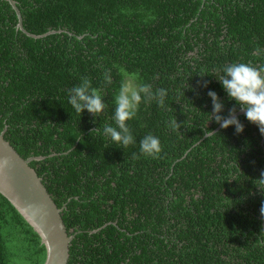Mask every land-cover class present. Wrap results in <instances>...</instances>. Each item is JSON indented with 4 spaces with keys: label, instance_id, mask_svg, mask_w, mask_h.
<instances>
[{
    "label": "trees",
    "instance_id": "obj_1",
    "mask_svg": "<svg viewBox=\"0 0 264 264\" xmlns=\"http://www.w3.org/2000/svg\"><path fill=\"white\" fill-rule=\"evenodd\" d=\"M16 1L29 32L62 31L31 37L0 0V132L24 158L44 157L31 165L76 234L69 264H264V134L245 114L242 134L209 122L208 96L219 94L227 116L236 105L216 69L264 65V0ZM121 70L167 91L163 107L141 103L128 121L136 143L126 149L103 136ZM82 77L105 99L98 117L68 103ZM148 134L161 141L153 157L140 152ZM46 258L0 192V264Z\"/></svg>",
    "mask_w": 264,
    "mask_h": 264
},
{
    "label": "clouds",
    "instance_id": "obj_2",
    "mask_svg": "<svg viewBox=\"0 0 264 264\" xmlns=\"http://www.w3.org/2000/svg\"><path fill=\"white\" fill-rule=\"evenodd\" d=\"M216 72L217 75L214 77L220 82L229 101H234L236 106L227 116L222 115L225 110L224 101L216 91H209L208 96L213 105L209 122L214 119L223 129L234 126L236 133L242 134L245 126L237 115L238 107L244 112L246 119L264 134V65L255 66L250 62L237 61L218 67ZM121 77L119 91L114 96L115 109L112 116L114 126L113 124L103 126V136L113 145H120V148L126 149L136 143L128 121L137 115L141 103L155 100L163 107L167 91L159 89L154 92L151 85L143 83L140 75L135 72L121 70ZM103 81L105 85L113 83L111 69L104 70ZM202 86L208 87L207 83ZM68 103L76 113L83 114L87 111L96 117L106 108L100 89L93 87L88 77H82L79 84L68 90ZM98 130L99 128L94 131ZM203 131L207 137L217 134L208 127ZM139 143L141 154L147 157L156 156L161 151V141L155 135L148 134ZM256 181H259L258 184L255 183L256 186L264 191V174ZM260 211L264 215V207H261Z\"/></svg>",
    "mask_w": 264,
    "mask_h": 264
},
{
    "label": "water",
    "instance_id": "obj_3",
    "mask_svg": "<svg viewBox=\"0 0 264 264\" xmlns=\"http://www.w3.org/2000/svg\"><path fill=\"white\" fill-rule=\"evenodd\" d=\"M17 12L18 27L27 35L41 38L62 30L34 34L24 26V18L16 0H8ZM242 110L237 115H242ZM0 132V192L20 211L35 228L47 249L44 264H69L71 244L76 234H70L63 217L64 208L58 206L43 178L31 165L43 156L24 158Z\"/></svg>",
    "mask_w": 264,
    "mask_h": 264
}]
</instances>
